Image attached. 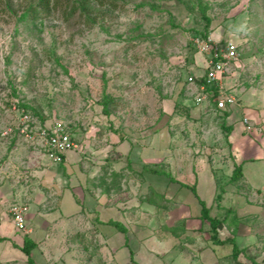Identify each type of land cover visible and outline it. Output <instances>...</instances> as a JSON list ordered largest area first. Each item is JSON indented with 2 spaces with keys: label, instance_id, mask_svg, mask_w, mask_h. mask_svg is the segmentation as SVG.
<instances>
[{
  "label": "rangeland",
  "instance_id": "1",
  "mask_svg": "<svg viewBox=\"0 0 264 264\" xmlns=\"http://www.w3.org/2000/svg\"><path fill=\"white\" fill-rule=\"evenodd\" d=\"M36 1L0 0V131L14 116L29 112L39 126L63 122L83 152L67 154L76 166L73 173H65L63 165H41L51 177L43 182L44 176L26 169L21 159V151L32 147L19 136L0 135L3 209L26 203V194L7 196L24 181L32 196L56 194L77 180L80 200L84 191L95 196L101 189L115 202L139 198L169 212L167 224H162L166 219L149 223L156 235L150 244L164 235L171 245L174 235L180 254L175 264H264V0H95L87 14L73 16L63 13L72 0H55L50 15L23 19ZM206 31L218 42L237 45L230 84L223 82L236 102L220 108L205 100L198 113L195 99L207 58L195 39ZM237 117L248 137L241 148L255 160L247 166L249 179L243 175L232 182L235 149L225 128ZM199 165L216 182L204 191L199 187L198 198L188 186L194 185ZM174 197L197 202L190 200L188 215L186 208L178 211ZM201 197L209 215L223 219L219 239L226 244L211 241L209 223L193 209L201 208ZM83 207L91 210L89 204ZM34 208L30 205L29 212ZM30 232L26 222L23 234ZM231 238L240 250L237 258ZM9 249L2 247L0 254L5 257ZM16 251L0 264H26L17 257L25 254ZM93 257L85 253V264ZM159 258L163 264L168 257Z\"/></svg>",
  "mask_w": 264,
  "mask_h": 264
},
{
  "label": "crops",
  "instance_id": "2",
  "mask_svg": "<svg viewBox=\"0 0 264 264\" xmlns=\"http://www.w3.org/2000/svg\"><path fill=\"white\" fill-rule=\"evenodd\" d=\"M203 61L205 62V60ZM225 83L229 85L230 79L226 78ZM202 110L203 107L199 104L196 105L194 112L197 111L200 113ZM250 115L251 114H247V116ZM198 119L202 123L204 117L199 116ZM236 120V122L232 121L231 123L232 128L229 137L230 142L234 143V164L237 166L241 165L244 177H248L249 179L248 170L250 171V169H248L247 166L255 159L248 148L247 150L246 148H241L242 141L248 142V137L244 135L246 132L244 125L240 123L238 117ZM235 130L238 132L235 133ZM30 146L32 148L21 151V159L24 160L23 163L26 162V169H37V171L32 170L35 171L36 174L44 176L45 181L43 180V182H46L48 173L50 172L41 171L39 167H41V165L47 166L49 162L40 161L38 159V150L32 145ZM70 152L82 153V151ZM67 154L64 163L60 165H63L64 172L69 174L76 170V166L70 164ZM49 165L58 166L51 163H49ZM198 170V175H196L194 179V185L199 195L198 188L200 187L204 191L206 186L211 184L212 180L215 181V179L214 176H212V179H209L208 175L205 174L206 170L203 166L199 165ZM201 172L202 174L200 175ZM155 176L156 178H160L156 179L157 183L163 182L161 181L162 176ZM25 182L26 181H24L23 184H19L20 187L18 185V190H11L7 193V196H13L14 193L20 199L26 194L28 198L24 199V201H26L28 205V212L25 219L27 227L31 232L29 235H24L23 233L25 232H19L15 229L8 211H5L2 207V199L0 198V249L2 247L4 249L10 247L5 257L0 254V262H4L5 259L9 260L7 258L12 256L16 250V252H23L21 248L27 237L35 243V247L32 250V259L36 264H85V253L88 252L94 253L93 260H90L89 264H161V259L159 257L164 258L165 256L168 258L166 259L167 262L163 264H175L176 259L180 257L179 252L176 251L177 239L174 235L172 240L175 239V241H172L171 245L164 239V235L160 239L161 242L158 244L155 241L150 244V240L154 239L156 235L153 233L154 230H150L149 223L153 222L155 219H158V221L166 219L167 221L164 220L162 223L165 225L168 223V220H170L168 216L169 212L158 207L155 209L154 205H152L153 202L151 203L139 198H132L126 202H115L112 195L104 193L101 189H99V192L95 194V196L89 194L85 195L86 191H84L82 199L80 200V197L76 196V189L81 186L77 180L75 183L74 180H71L69 183H64L65 188L62 187L60 191L58 190L55 192L56 194H54V192L45 194L42 191H38L35 195L28 196L29 186H27ZM65 193H67V197L64 196ZM181 194L182 191L179 190L178 195L180 198ZM175 198L176 202L180 205L179 208H177L178 211L180 212L183 208H186V214L188 215L191 209L190 206L193 204L190 200L194 202L196 200L197 202L195 197L194 199L187 197L188 200L186 201L179 199V197H174L173 200H175ZM201 200L207 203L202 197ZM85 204H89L91 207V210H88V212H84L83 206ZM30 205L35 207L32 213L29 212ZM193 209L196 213H201L200 207H195ZM47 210H49V212H47ZM111 222H119L122 224L126 229V233L120 232L116 227L110 224ZM166 229H168V227H165V230ZM163 231L160 229L158 232L163 234ZM170 252L172 253L171 255ZM173 252H176L175 256ZM120 254L122 255L121 259L125 257V260L119 258ZM155 254H157L156 256H158L157 258L159 261L153 257ZM127 255H129V257ZM17 257L19 261L30 264L27 256L19 257L17 255ZM48 258H50V260H48Z\"/></svg>",
  "mask_w": 264,
  "mask_h": 264
},
{
  "label": "built area",
  "instance_id": "3",
  "mask_svg": "<svg viewBox=\"0 0 264 264\" xmlns=\"http://www.w3.org/2000/svg\"><path fill=\"white\" fill-rule=\"evenodd\" d=\"M195 45L199 53L207 58L205 84L200 88V96L195 99V104L199 105L213 97L218 107H232L236 100L224 88L223 82L231 74L233 66L238 60L237 45L232 41L221 43L210 36L195 39ZM207 86L215 87L217 95L207 93ZM250 129L251 127L248 126L247 130ZM0 135L21 137L27 144L38 150L40 161H47L55 165L63 164L68 152L82 151L80 144L72 138L63 122L56 121L51 125L39 126L34 122L32 115L27 112L14 116L12 121L0 131ZM8 212L15 229L19 232H26L25 217L28 205L13 203Z\"/></svg>",
  "mask_w": 264,
  "mask_h": 264
},
{
  "label": "trees",
  "instance_id": "4",
  "mask_svg": "<svg viewBox=\"0 0 264 264\" xmlns=\"http://www.w3.org/2000/svg\"><path fill=\"white\" fill-rule=\"evenodd\" d=\"M90 1H95V0H72L69 3L70 7L68 9L63 10V13L64 14L66 13V16H69V15L73 16V14H76L77 12H79V14H81V15H83V14L85 15V14H87L89 7L91 6ZM96 1H98L100 4H103V0H96ZM57 6H58V2L55 0H37L36 2L30 3L29 6L23 11L22 18L32 20V22L37 21L38 18L40 17V14L45 13L46 16H48L51 14V12H53L54 8H57ZM209 23H210V21L207 19L206 29H207ZM207 35H208V32L206 31V32H203L200 36L203 38V37H207ZM202 84H205V79L202 80ZM206 92L209 94H214V96L217 95V89L215 87L207 86ZM210 99H213V97H211ZM109 103H110L109 99L106 98L104 101V108H103L104 112L106 114L109 113V111H108ZM225 129H226V131H231V127H226ZM166 175L169 177L168 174H166ZM242 177H243L242 166L241 165L234 166L230 181H232V182L236 181L237 182ZM183 186L187 187V185H183ZM188 188L192 191V193L196 197H198L195 185L190 186V187L188 186ZM199 202L201 205L202 219L206 220L210 225L211 241L216 245L226 244L227 241H223V240L219 239V229L222 226L223 219L218 218V217H216V218L211 217L209 215V210H208L205 202H203L200 199H199ZM110 224L112 226L116 227L120 232L126 233V229L119 222H111ZM230 242L232 244L233 256H234V258H237V256L240 253V250L236 244L235 238H231ZM34 247H35V243L32 242L29 238H25L24 245L21 248V250L27 256L28 262L30 264H36L34 262V260L32 259V250Z\"/></svg>",
  "mask_w": 264,
  "mask_h": 264
}]
</instances>
